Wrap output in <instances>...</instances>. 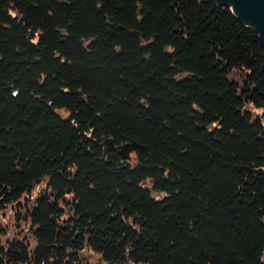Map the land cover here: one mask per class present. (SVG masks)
<instances>
[{
    "label": "trees",
    "instance_id": "1",
    "mask_svg": "<svg viewBox=\"0 0 264 264\" xmlns=\"http://www.w3.org/2000/svg\"><path fill=\"white\" fill-rule=\"evenodd\" d=\"M262 54L217 0H0V264H264Z\"/></svg>",
    "mask_w": 264,
    "mask_h": 264
},
{
    "label": "water",
    "instance_id": "2",
    "mask_svg": "<svg viewBox=\"0 0 264 264\" xmlns=\"http://www.w3.org/2000/svg\"><path fill=\"white\" fill-rule=\"evenodd\" d=\"M220 4L227 5L232 8L233 12L245 24L255 28L258 33L259 41L263 49L262 62L259 68V75L264 83V0H217ZM104 145L108 150L114 151L121 158H129V150L135 145L124 144L115 145L111 138L103 140Z\"/></svg>",
    "mask_w": 264,
    "mask_h": 264
},
{
    "label": "rangeland",
    "instance_id": "3",
    "mask_svg": "<svg viewBox=\"0 0 264 264\" xmlns=\"http://www.w3.org/2000/svg\"><path fill=\"white\" fill-rule=\"evenodd\" d=\"M132 150H129V154L132 155ZM40 186H44V183H41ZM33 190L32 196H36L39 191V187ZM17 207H8L5 210L0 209V243L6 244L7 239L19 238L25 239L27 237L29 240H32L30 232L28 230L29 223L24 216L17 215ZM3 228V230L1 229ZM87 254V253H85Z\"/></svg>",
    "mask_w": 264,
    "mask_h": 264
}]
</instances>
